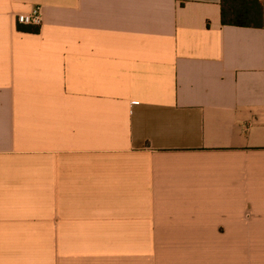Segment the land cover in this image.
<instances>
[{"label":"crops","instance_id":"obj_1","mask_svg":"<svg viewBox=\"0 0 264 264\" xmlns=\"http://www.w3.org/2000/svg\"><path fill=\"white\" fill-rule=\"evenodd\" d=\"M0 264H264V27L0 0Z\"/></svg>","mask_w":264,"mask_h":264},{"label":"trees","instance_id":"obj_2","mask_svg":"<svg viewBox=\"0 0 264 264\" xmlns=\"http://www.w3.org/2000/svg\"><path fill=\"white\" fill-rule=\"evenodd\" d=\"M223 26L261 29L264 7L260 0H220Z\"/></svg>","mask_w":264,"mask_h":264},{"label":"built area","instance_id":"obj_3","mask_svg":"<svg viewBox=\"0 0 264 264\" xmlns=\"http://www.w3.org/2000/svg\"><path fill=\"white\" fill-rule=\"evenodd\" d=\"M43 13L41 7H34L29 13L19 14L16 22L19 26L39 27L42 24Z\"/></svg>","mask_w":264,"mask_h":264}]
</instances>
